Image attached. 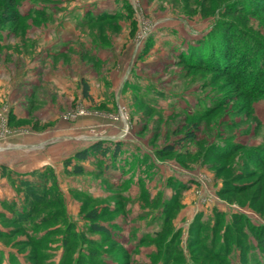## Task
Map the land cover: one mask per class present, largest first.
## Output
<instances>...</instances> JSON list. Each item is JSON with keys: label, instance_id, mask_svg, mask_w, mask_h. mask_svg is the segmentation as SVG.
I'll list each match as a JSON object with an SVG mask.
<instances>
[{"label": "rangeland", "instance_id": "obj_1", "mask_svg": "<svg viewBox=\"0 0 264 264\" xmlns=\"http://www.w3.org/2000/svg\"><path fill=\"white\" fill-rule=\"evenodd\" d=\"M19 2L18 19L0 25V147L10 145L5 137L16 130L10 127L12 123L26 119L35 126L49 120L61 130L59 138L41 139L39 150L44 152L51 142H66L75 136L79 130L68 127L85 113L91 116V138L120 142L121 151L116 158L92 154L81 162L83 173L70 174L64 161L75 152L71 154L69 148L66 154L60 153L67 157L59 161L55 177H39L38 173L30 178L33 183L29 186L38 184L40 192L46 190L48 202L18 222H13L14 210L3 206L6 217L1 220L2 232L11 237L1 238L5 248L0 251V264H62L66 257L68 264H124L126 260L128 264H220L207 253L213 244L219 246V254L223 249L228 251V264H264V251L256 236L264 233V194L257 192V184L237 193L239 188L256 183L258 173L250 166L246 171L249 176L241 173L239 179L232 177V183L226 185L225 174L242 169L240 159L234 168L231 162L229 169L234 171L219 173L216 168L223 161L205 156L203 151L193 155L207 142L223 146L230 138L251 146L264 143V96L249 103L251 115L245 98L237 97L232 81L211 67L207 56L203 55L202 69L189 70L180 61L190 45L200 40L210 43L214 35L225 37L222 28L214 30L222 16L263 37L264 0ZM236 10L241 11V17L234 14ZM105 12L117 18L104 22L92 19ZM53 41L58 43L52 47ZM61 49V54L53 53ZM57 73L69 79L73 76L74 80L66 83L67 90L49 88V78ZM26 74H38L43 83L38 94L44 109L48 98L61 95L57 109L39 114L31 109L22 114L27 118L14 112L18 88L10 86V79ZM83 83L90 87L89 106L78 96ZM32 89L34 94L37 86ZM220 97L226 101L220 124L205 125L202 121L198 131L201 141L172 155L159 153L183 135L177 130L182 129L184 112L204 110ZM35 102L33 97L28 103ZM240 106L244 111L236 112ZM23 179L15 180L20 184ZM30 188L21 190L13 200L21 214L27 211L25 205H34L32 192L26 198ZM167 201L176 209H170L166 226L162 207ZM185 205L189 208L183 209ZM86 207H98L105 213L99 221L108 224L111 239L90 232L89 220L82 212ZM40 218L46 221L33 224ZM195 226L204 228L195 233ZM162 229V238L178 232L176 243L169 247L174 258L170 263H164L159 253L157 233ZM228 233L231 238L226 241ZM89 238L95 241L93 245L87 243Z\"/></svg>", "mask_w": 264, "mask_h": 264}, {"label": "trees", "instance_id": "obj_2", "mask_svg": "<svg viewBox=\"0 0 264 264\" xmlns=\"http://www.w3.org/2000/svg\"><path fill=\"white\" fill-rule=\"evenodd\" d=\"M20 0H0V25H3L5 23H8L11 20H16L20 16L18 13L17 5L20 3ZM264 8V3L261 4ZM241 11L236 10L234 14H238L239 17ZM11 14L15 15V18H11ZM117 16L114 13H101L100 15H94L92 19H94L95 22H104V21H110L116 19ZM225 23V25L219 23ZM227 23V24H226ZM214 30H220L222 28L224 30V36L218 38L217 35L212 36L213 39L211 42H205V40L198 41L197 44L190 45L189 51L186 54H183L185 57L182 58L180 61L184 63V65L189 69H202V59L203 55L207 56V63L211 65V67L215 68L217 71L224 72V76H228L229 79L232 81L235 87V91H237V97H244L248 107V109L251 108L250 114H253V108L251 104L253 103L254 99L261 98L264 96V36L256 34V32H246V30H243L244 28L239 25V22L232 19H226L225 17H221L220 20H218L215 25ZM234 27V28H232ZM20 28H23V26H20ZM14 29H17L16 26ZM12 28V30H14ZM16 31V30H14ZM1 34V29H0ZM217 40V42L213 41ZM213 41V42H212ZM212 43V44H211ZM218 43V44H217ZM205 49V47H207ZM199 59V60H198ZM208 65V64H207ZM206 67V66H204ZM82 94L84 97H90V87L87 83L82 84ZM217 102L215 104H212L211 106H206L202 109L193 110L192 112H184L185 117L183 119V126L181 130H177V132L183 133L181 138L177 139L174 143H168L162 147V149L159 150L160 154L165 155H172L176 153L179 149L183 148L184 146L189 147L193 143H196L197 141H201V138L198 136V131L200 128V123L203 121L205 125H212V124H220V118L222 115L225 114V111L221 109L223 105L226 103L224 101V98L220 97L217 98ZM246 105V106H247ZM236 112H242L245 108L243 106L236 107ZM247 110V109H246ZM246 113L249 114L248 111ZM238 122H233L232 125H237ZM180 125V123L178 124ZM223 134V133H222ZM189 142V143H188ZM188 143V144H187ZM224 145L220 146L217 142H207L205 146L197 147L194 151V154L201 153L200 151H203V155L207 156H213L216 157L217 160L223 161L220 165L217 166L216 172H227L228 170L234 171L233 168L236 167L237 161L236 159H240L239 161L241 164L242 169L240 167H237L235 169V172L223 177L224 183L226 185L232 183V177L234 179H239L238 175L241 173H244L246 176H249L247 169H250L249 167H253V169L256 170V173H258V179L256 183H250L245 188L238 189L237 193H241L243 191H248L249 189L253 188L254 185H258V193L261 195L264 194V143L259 144L257 146H251L247 144L238 143L235 140H224ZM121 151V143L120 142H113L109 143L104 140H96L91 145H89L86 148L77 150L72 158H67L64 161V165L66 167V171L68 173L72 174H81L85 171L84 166L81 164L82 161L89 160L90 156L92 154H97L102 158H106L107 156H113L116 158ZM179 153H181L179 151ZM179 156H183L182 154H178ZM75 159V160H73ZM232 162V167H231ZM217 165V162H214ZM214 163L212 165H214ZM71 166V168H69ZM250 171V170H249ZM46 172V173H45ZM40 173V176H45L46 174H50V177H55V172L52 169V167L48 166L45 167L42 170H35L32 171L31 174L34 177L35 175ZM237 176V177H236ZM236 177V178H235ZM37 182H40L41 179L36 178ZM31 182V179L26 177L24 178L20 184H18V190L23 191L27 187H31L32 189L29 193H26L27 191H24L26 193V198H30V194H34V200L32 204H34L32 207H28L25 205L24 208H27V211L25 214H21L20 210L15 209L16 203L15 201H8L5 200L2 205H8V207L16 213V217L14 218L13 222L18 221H24L28 217L31 212H35L39 210L43 205H45L47 200V194L46 190L43 189L41 192L39 191L40 185L38 184H32L33 186H29ZM233 187V186H232ZM45 188V187H44ZM234 188V187H233ZM235 190V189H232ZM28 194V195H27ZM169 201V200H168ZM166 202L163 204V211H164V222L163 224L167 226L169 224V220L171 218V215L169 213L171 208H174L175 205L170 202ZM171 201V200H170ZM176 209V207H175ZM5 211H0V219L2 220L3 217H6V214H4ZM82 212L86 218L89 220L88 228L90 232L93 233H100L101 235L108 237V239H111V231L109 230L108 224L105 222L99 221L100 217L105 215V213L100 212L98 207H86L82 209ZM6 213V212H5ZM40 222L34 220L33 224L38 225L40 223H43L45 218H40ZM237 223H241L240 221H237ZM220 225V221H218L214 229L216 231V234L218 233L217 228ZM200 228V229H199ZM204 226H195L192 227V231L197 233L201 232ZM2 231L3 229H0V237H11L10 234H5ZM165 232V229H162L158 231L157 235V243L159 245V253L160 257L163 258V262H169L170 259H174L172 256H170L169 250L170 245L176 243L178 232L173 231L170 233L167 237H161V235ZM257 242L258 247L264 251V233H258L257 235ZM226 241H228L231 236L228 233L225 237ZM66 244L68 241V237L65 239ZM94 240H91L90 238L87 240V243L89 245L94 244ZM162 245V246H160ZM219 246H216V244L212 245V248L207 252L212 256V259L216 262H219L220 264H228L227 261V254L228 251L224 250L222 251L223 254H219ZM216 250V251H215ZM67 254V253H66ZM65 254V256H67ZM176 255V254H174ZM88 257V256H84ZM172 257V258H170ZM175 257V256H174ZM177 257V256H176ZM35 261V257L31 258ZM169 259V260H168ZM177 259V258H176ZM176 259L174 261H176ZM173 262V260H171ZM62 264H68L67 257L63 259ZM124 264H128V260L125 261ZM168 264V263H167ZM258 264V263H257Z\"/></svg>", "mask_w": 264, "mask_h": 264}, {"label": "crops", "instance_id": "obj_3", "mask_svg": "<svg viewBox=\"0 0 264 264\" xmlns=\"http://www.w3.org/2000/svg\"><path fill=\"white\" fill-rule=\"evenodd\" d=\"M103 7L107 6L105 5ZM57 43V41L51 42L52 47L54 45L56 46ZM62 52V49L59 51L57 50L55 52L53 51V53H55L56 55L61 54ZM63 75V73H57L53 77H50V82L47 81V84L50 85L49 88L52 89V87L56 86L57 88L62 87L67 90V81L70 80L72 82L74 79L72 78L73 76H69L71 78L69 79L68 77ZM27 76L28 75L26 74V76L24 75L21 79H10V86L13 87L14 90L18 88L17 96L19 99H17L16 101L15 99H10V101H18V105H16V107H14L13 109L14 112L18 113V116H22V118H27L25 117V115L23 116L22 114L26 112L28 113L31 109L34 113L37 114L43 112L44 110L53 111L54 109H57V103L59 102V97L61 95L57 94V96H52L48 98L49 101H47V104H45L46 109H44L42 100L39 97V89L43 83L39 82L40 80L38 74H30L29 77ZM33 86H37V90H35L34 94L32 89ZM78 96L80 97V99H83V104L85 106L90 105V102L88 100H90L91 95L90 97H84L80 89ZM33 97L36 102L30 105L28 102H30ZM73 97L74 95L71 98L68 97L67 99H72ZM34 116L36 117L35 114ZM75 120L76 121L73 124L74 126H70L68 127V129L79 130L77 134L69 138L68 141L66 140V142L62 141L59 143L58 141H50L51 145L48 146L46 151L44 152H41L39 150L42 142L41 139L44 138V136H57L59 138V131L61 129L57 123L54 124V122H51V124L48 122V120L45 121L47 122L45 126V122L43 121H41L43 122V124L41 123L40 125L34 126V123L24 119L22 121H17L16 123L11 124L10 127L16 130L5 138H8V141L10 145L12 144V147L10 145L0 147V195L1 193L4 194V196H0V211L6 212L2 205L5 200L12 201L16 198L15 195H20V191H18L17 189L18 183L15 180L17 177L32 178V171L42 170L48 166L52 167L54 172L58 174L59 168H57L56 166L59 164L60 160H63L64 157H67L60 156V153L66 154V150L70 148L72 149V154L78 150L79 145L83 148H86L91 145L94 141L101 140V138H91L92 122L91 116L89 114L84 113L82 115H79ZM16 125L17 127H13ZM186 202L187 201H184V203ZM188 208L189 206L185 205L183 209ZM0 229H4L1 219ZM4 248L5 247L0 237V251H2Z\"/></svg>", "mask_w": 264, "mask_h": 264}]
</instances>
